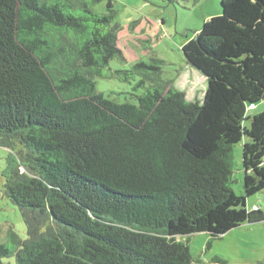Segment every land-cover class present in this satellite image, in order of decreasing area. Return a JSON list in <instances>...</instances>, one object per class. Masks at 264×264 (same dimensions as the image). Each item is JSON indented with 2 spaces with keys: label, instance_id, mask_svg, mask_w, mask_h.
I'll use <instances>...</instances> for the list:
<instances>
[{
  "label": "trees",
  "instance_id": "16d2710c",
  "mask_svg": "<svg viewBox=\"0 0 264 264\" xmlns=\"http://www.w3.org/2000/svg\"><path fill=\"white\" fill-rule=\"evenodd\" d=\"M101 1L0 0L3 187L26 228L0 244V264H193L182 236L264 221L246 207L264 191V111L247 113L264 100V0H220L182 46L207 81L201 101L146 76L136 103L96 89L123 58Z\"/></svg>",
  "mask_w": 264,
  "mask_h": 264
},
{
  "label": "rangeland",
  "instance_id": "374dc122",
  "mask_svg": "<svg viewBox=\"0 0 264 264\" xmlns=\"http://www.w3.org/2000/svg\"><path fill=\"white\" fill-rule=\"evenodd\" d=\"M106 1L95 4L94 9L106 12ZM111 1L117 13L115 21L120 26L117 44L123 58H113L102 70V75L95 77L97 91L117 103H136V96L145 90L137 86L138 82L152 76L160 85L168 83L164 90L173 86L182 90L188 101H201L207 81L186 62L181 48L205 20L221 13L220 0ZM141 61L153 68L133 70L132 66ZM149 84L150 81H145V87ZM262 111L264 100L249 108L247 113ZM241 148V143L233 147L231 187L236 194L243 192ZM11 155L10 149L0 146V244L10 248L15 244L11 240L12 232L21 239L26 238L19 210L4 194V175ZM246 207H260L264 212V191L247 197ZM182 240L188 244L193 264H264V221L242 224L220 236L198 232L182 236ZM5 261L12 262L13 257Z\"/></svg>",
  "mask_w": 264,
  "mask_h": 264
}]
</instances>
